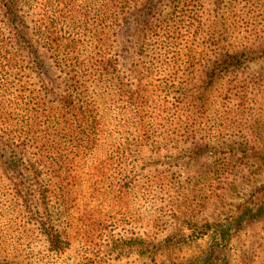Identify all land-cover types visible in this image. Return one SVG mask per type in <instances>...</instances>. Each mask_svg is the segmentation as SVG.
I'll list each match as a JSON object with an SVG mask.
<instances>
[{
  "label": "trees",
  "instance_id": "16d2710c",
  "mask_svg": "<svg viewBox=\"0 0 264 264\" xmlns=\"http://www.w3.org/2000/svg\"><path fill=\"white\" fill-rule=\"evenodd\" d=\"M144 1L149 0H0V264H20L24 244L39 245L58 259L73 246L102 241L118 256L141 253L163 264L154 260L156 236L131 234L122 241L114 234L120 220L92 218L101 204L86 199L136 194L146 153L178 160L167 168L171 174L163 169L150 180L158 185L144 189L153 194L148 202L155 194L168 199L173 216L185 206L184 197L222 192L220 180L245 164L257 163L264 173V144L249 146L257 133L264 141V108L246 137L240 130L244 144L235 147L220 130L226 114L233 137L235 122L253 120L246 108L250 81L243 75L247 64L264 58V36L254 30L208 54L181 49L174 34L169 38L147 24L127 69L130 77L122 72L117 30ZM254 2L250 13L264 24V1ZM213 37L206 38L210 47ZM260 87L250 88L264 98ZM117 106L135 132L113 124ZM185 158H209L214 165L182 180L179 161ZM263 217L261 187L227 223L194 220L187 236L179 231L170 238L176 245L203 237L209 243L179 264H229L239 228ZM146 219L151 227L160 220Z\"/></svg>",
  "mask_w": 264,
  "mask_h": 264
},
{
  "label": "rangeland",
  "instance_id": "374dc122",
  "mask_svg": "<svg viewBox=\"0 0 264 264\" xmlns=\"http://www.w3.org/2000/svg\"><path fill=\"white\" fill-rule=\"evenodd\" d=\"M142 3L136 9L128 12L120 29L117 30L120 50L119 61L122 65V72L130 77L132 75L127 69L130 68L129 65L134 55L137 39L147 35V30H145L147 24H155L161 32L160 34H169V38L170 34H174L181 49L184 48L182 45H185L187 48L198 49L199 52L208 54H210L209 50L235 43V40V44H237V40L246 37V34L254 33V30L256 31L254 34L264 36V24L260 22L262 19L254 18L255 15L250 13L253 12L252 7L256 6L254 0H149ZM240 7L245 8L239 10ZM207 35L214 36V45L211 47L206 43ZM244 72L246 75L243 76H247L250 81L248 88L250 95L247 97L246 108H250L249 110L252 109V111L247 115L242 110V114L253 117V120L247 119L242 123L235 122L238 137L237 133L236 137H233L229 130L228 118L231 114L225 115L220 127L221 132L227 136L232 144H235V147L236 143H245L239 134L240 130L244 129L242 136L246 137L256 122L254 118L258 117L259 110L264 108V98L258 97L256 90L254 95L250 88L254 84L256 87L260 85V89L264 90V58L247 64V70ZM235 104L234 112L238 110V104ZM118 107H116V112L112 113L113 124L120 123L123 126L121 130L126 133L135 132L133 122L128 120V117L127 120H124L126 115L119 112ZM236 119L239 120L238 117ZM117 129L118 127H114L115 131ZM259 138V133L250 137L249 146L263 145L264 141L259 140ZM176 161L178 160L169 154L149 157V154L146 153V158L142 161L143 173L137 178L139 184L136 194L131 193L117 200L111 196L102 195L97 196L94 200L86 197L91 205L101 204L94 213H90L92 218L105 220L108 224L115 222L116 219L120 220L118 223L120 226L117 228L120 231L114 234H118V238L123 237L122 241L125 237H130L131 234H134V237L156 236L155 263L179 264L189 256L203 251L209 243L207 237L191 243L186 240L184 245L181 242L176 245V240L170 238V235L180 231L181 234L187 236L189 234L187 231L188 224L195 223L194 220L198 223L218 224L231 221L237 215L238 207L246 199H249L254 191L264 187V173L257 171V163H248L237 169L227 180H220L223 191L217 192L215 196L213 194L209 196V192L205 190L195 194L194 198L192 195L184 197L185 200L187 198L185 206H179L178 211L173 216V209L168 199H163L155 194L154 200L148 202L153 194L151 191L145 194L144 189L150 188L152 190L153 186L157 184V181L151 183L150 180L153 176H156L163 169L175 168ZM213 165V159L185 158L179 161L182 172L180 178L184 180V177L203 175L211 170ZM167 170L166 174H171L172 171ZM77 198L80 202L85 201L84 197ZM147 215H151L153 220L157 217L160 220L156 221L155 226H147ZM83 216L85 219L90 218V215L85 214ZM71 217L75 218V214ZM110 218L112 219L110 220ZM60 226L67 231L66 222ZM167 238L172 240L166 242ZM159 241L161 245L158 244ZM19 250L20 258L18 260L20 264H154L153 262L150 263V257L145 260L146 255L141 253L121 254L119 256L113 254L109 251L105 241L80 246V248L73 246V251L58 259L52 257L47 249H42L39 245L28 247L27 244H24L19 246ZM84 252L87 253L85 257H78ZM13 255H18V249ZM229 256V264H264V217L258 222L247 223L239 228V232L232 242Z\"/></svg>",
  "mask_w": 264,
  "mask_h": 264
}]
</instances>
